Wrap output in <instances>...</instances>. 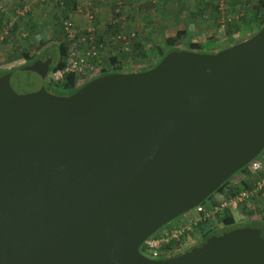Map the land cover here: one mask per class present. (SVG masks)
I'll return each instance as SVG.
<instances>
[{"label":"water","instance_id":"water-1","mask_svg":"<svg viewBox=\"0 0 264 264\" xmlns=\"http://www.w3.org/2000/svg\"><path fill=\"white\" fill-rule=\"evenodd\" d=\"M52 63L0 75V264H264L255 226L141 251L264 150V27L65 95L45 86Z\"/></svg>","mask_w":264,"mask_h":264},{"label":"built area","instance_id":"built-area-1","mask_svg":"<svg viewBox=\"0 0 264 264\" xmlns=\"http://www.w3.org/2000/svg\"><path fill=\"white\" fill-rule=\"evenodd\" d=\"M19 0L0 1V44H24L30 32L19 28L14 33L15 25L21 19L32 16L35 6L56 5V15L60 20L62 39L67 45V56L64 66L49 72L47 79L54 83L63 82L68 75L78 76L77 85H84L100 75L106 68L112 67L108 58L130 52L139 34V28L132 23L133 11L129 0ZM109 3L106 11H102L100 3ZM107 1V2H106ZM221 29L236 23L240 16L231 13L230 0H217ZM139 6L133 10L139 12ZM24 42V43H23ZM261 155V156H260ZM252 160L247 172H240L238 179L233 178L231 184L240 190L227 194L216 193L199 206L193 208L191 215L170 227L167 231H158L144 243L145 250L152 258L170 255L192 247L201 239V224L210 222L214 227L223 224L220 216L227 211L243 213L250 210L262 217L264 215V153ZM227 187L230 193L231 186ZM190 210V211H192ZM189 211V212H190ZM188 212V213H189Z\"/></svg>","mask_w":264,"mask_h":264},{"label":"trees","instance_id":"trees-1","mask_svg":"<svg viewBox=\"0 0 264 264\" xmlns=\"http://www.w3.org/2000/svg\"><path fill=\"white\" fill-rule=\"evenodd\" d=\"M248 1L251 2L253 0H247V2H245L244 0H233V1L231 0L230 4H231V7L234 5L235 2H240L241 4L246 5V3H248ZM253 2H255V3H254L252 10H249L245 16L241 17V21L235 23L234 26L230 28V30L228 31V32H230V34L233 31L242 28L243 24H245L246 22H248V24H256L257 25L256 31H259L260 29H262L264 27V1L263 0H254ZM70 3L75 4V0L70 1ZM211 4H212V8L214 9V10L213 9L212 10L214 11V13L216 15L215 18L218 20L219 10H218L217 0L213 1V3H211ZM231 10L232 9H230V11ZM0 25H1V17H0ZM30 25H31V26H29L30 27V29H29L30 36H28V38L25 40L27 45H24V44L16 45V44H14L13 48L11 49L12 53L9 55V57L13 56V55L15 56L16 51L21 50V54L26 60L25 65L43 57L44 55L52 54L48 51L47 48H44L41 50L40 47H44V45H45V41H43V40L39 41V44L37 45V48H39L38 50L37 49H34V50L30 49V47H35L34 43L31 40L33 38L32 32L37 30L36 29L37 24H35V22H34V23H31ZM19 28H20V25H19V23H17L15 25V29L13 32L16 33V31ZM232 28H234V29H232ZM184 32H185V30H183V31L179 30L175 36L168 38V40L166 42V46H159L158 48L147 47L145 45L146 42H144V39L142 38V35L139 32L138 38L133 45L132 51L124 52L121 54H116V55L109 57L108 63L111 64L112 67L104 69L102 72V75L107 74V73H111V72H141V71L145 70L146 68L150 69V68L154 67L155 65H157L162 60V58L167 53H169L172 50L179 49L176 47V45L179 43L178 42L179 38H181L183 36ZM61 35H62V32H61V34H59L57 36V38H59V39L57 40L58 43L56 42V45H55L56 54H52L53 55V64L51 65L50 72L55 70V69L63 67L64 66V60L67 56V45H66V43L64 41L59 42L62 39ZM190 47L194 51H197V52H200V51H202L201 49H203V45L199 42H192ZM226 47H229V45L224 46V48H226ZM224 48H222V49H224ZM138 59H141L140 61H142V62L138 63L137 62ZM134 62H137V63H134ZM143 63H145L146 68L141 67V65ZM23 66H24V64H23ZM20 67H22V65L15 66V67L12 66L11 68L5 69L6 71L1 73L0 75L4 74L6 72L12 71V70H16ZM77 82H78V76L76 74H70L61 83H54V82L50 81L49 79H47L45 82V86H46L47 90L49 92H52V93H60L57 91V87H59V86H62L63 88H68V89H70V93H73V92L77 91L80 87L83 86V85L78 86ZM247 171H248V167H245L240 172H247ZM230 180L225 182L219 188L218 193L219 192H225L227 194H232V193H235V192L240 190V187L232 185ZM229 185H232L230 193L227 192V187ZM219 218H220L221 222L227 226L234 225L236 223V217L233 213H231V211H227L226 214H224L223 216H220ZM244 226H255V227H259V228L264 230V215L258 220H254V221H250L248 223H242V224L237 225V227H244ZM200 228H201V232H202V236H201L202 240L221 231L217 227H214L213 224L210 222L201 224ZM141 250L143 252L146 251L144 245H142Z\"/></svg>","mask_w":264,"mask_h":264},{"label":"rangeland","instance_id":"rangeland-1","mask_svg":"<svg viewBox=\"0 0 264 264\" xmlns=\"http://www.w3.org/2000/svg\"><path fill=\"white\" fill-rule=\"evenodd\" d=\"M0 1L6 2L7 0H0ZM19 1L25 2L28 0H19ZM154 1H155V3H157V1H159V0H154ZM210 1H212V3H213V1H215V0H210ZM244 1L247 2V0H244ZM129 3H130V5H132L130 0H129ZM254 3L255 2H253V1H251L250 3H246V5L241 4L240 2L234 3V5L231 7V9H232L231 13L234 15L238 14L240 16V19L237 20L236 23L241 21V17H243L242 16L243 14L245 16L249 10H252ZM230 6H231V4H230ZM133 8L134 7H132V9H130V10H132L133 13L135 15H137L136 10H133ZM55 9H56V5L55 6L54 5H50V6L39 5L38 7L35 6L36 11L32 14V16L21 19L19 21L20 28L29 32V29H30L29 26H31L30 25L31 22L28 20H30V18H33V16H34L33 19L39 18L38 20H40V19L42 20L41 26L38 27V30H35L32 32L33 38L31 41L34 43L35 47H30V49H32V50L37 49L38 50L39 48H37V45L39 44L40 40H43V41H45V45H44V47H40L41 50L44 48H47L50 53L56 54L55 45H56L57 40L59 39V38H57V36L59 35L61 25L59 24L60 20L54 21L53 15H55L57 12V10H55ZM140 9H141V7L139 8V11H140ZM212 9L213 8L211 7L209 12L207 13L208 17H211L212 15L216 16L214 11H213L214 9L213 10ZM157 14L159 15L160 12H158ZM135 15H134V17H135ZM132 23H133V21H132ZM234 24L235 23H231L230 25L227 24L225 27L226 31H225V29L220 28V24L218 23V20L216 18L212 19L211 22L203 24L205 30H204V33L202 35V40H200V42H199L203 45V49H201L202 51H200V52H215L220 48L221 49L224 48L225 45L231 46V45H233V44H235V43H237V42H239V41H241V40H243L249 36H252L256 32H258V31H256L257 30L256 24H248V22H246L245 24H243L242 28L233 31L230 34V32H228V31L230 30L231 27L234 26ZM159 25L161 27H166L167 24H166V21L162 20L161 22H159ZM232 29H234V28H232ZM55 30L58 31L57 32L58 35H57ZM54 31H55V33H54ZM171 34H176V33H175V31H171V32L169 31V35H171ZM196 38H198V36ZM150 42H149V44H150ZM160 43L164 44L165 41H160ZM154 44H155V42H154ZM190 45H191L190 42L186 43V41H185V43H184V41H182V42L178 43L176 45V47L179 49L182 48V50H193L190 47ZM10 50H11V47L9 45L4 44V43L0 44V74L5 72L6 71L5 69H7V68H11L12 66L15 67V66H19V65L23 66V64L25 65V63H26L25 58L21 54V50H17L15 53V56L13 55V56L9 57ZM140 60L141 59H138L137 62L141 63L142 61H140ZM137 62H134V63H137ZM141 67H145V63H143L141 65ZM148 69L149 68H146L143 71H146ZM91 80H89V81H91ZM57 91L60 93H66V94L70 93V89L63 88L62 86L57 87ZM263 152H264V150L261 152V154ZM239 176H240V174L237 173L233 176V178L236 177V179H238ZM188 212L180 215L178 218H176L175 220H173L172 222L167 224L165 227H163L159 231H162V232L167 231L170 227L175 226V224H178V222L182 221L187 215H189V214L191 215L194 211L192 210L189 213ZM235 217H236V223L234 225L227 226V225L221 224L220 227H217L218 229L221 230L220 232L229 231V230L236 228L237 225H239V224L250 222V221H248L249 219L247 218L246 212H243L240 214L235 213ZM201 241H202V239L198 240L197 243H195L193 246H195L196 244H198ZM146 254L150 255V252L148 250H146Z\"/></svg>","mask_w":264,"mask_h":264},{"label":"crops","instance_id":"crops-1","mask_svg":"<svg viewBox=\"0 0 264 264\" xmlns=\"http://www.w3.org/2000/svg\"><path fill=\"white\" fill-rule=\"evenodd\" d=\"M130 1L132 3V7H134V5H139V7H141L140 11H137V15L134 14L135 17L133 15L132 21L134 25L140 29L139 32L142 35L144 42H146L145 45L149 48L166 46L168 38L175 36L179 30H185L183 36L179 38V43L182 41H184V43L185 41L186 43L200 42L205 30L203 24L211 22L212 19H215L214 15L211 17L207 16V13L212 7V1L210 0H159L157 3H155L154 0ZM104 2L105 1H102L100 3L102 11H106L109 7V3ZM248 3L250 2L248 1ZM158 12H160L159 15L157 14ZM53 16L54 21H58V16L56 14ZM242 16H244V14ZM33 18L28 21L31 23L35 22V24H37L36 29L38 30V27L41 26L42 20H38L39 18ZM162 20L166 21V27H161L159 25V22ZM61 30L62 29L60 28L59 34H61ZM169 31H175L176 34L169 35ZM57 32L58 31H56V33ZM197 36L198 38H196ZM160 41H165V43L162 44ZM11 53L12 52L10 50L9 55ZM244 212L247 213V218L249 219L248 221H254L261 218L259 215L253 213V211L247 210Z\"/></svg>","mask_w":264,"mask_h":264},{"label":"flooded vegetation","instance_id":"flooded-vegetation-1","mask_svg":"<svg viewBox=\"0 0 264 264\" xmlns=\"http://www.w3.org/2000/svg\"><path fill=\"white\" fill-rule=\"evenodd\" d=\"M250 37V36H249ZM249 37H247V38H249ZM247 38H245V39H247ZM245 39H243V40H245ZM242 41V40H241ZM240 42V41H239ZM182 49V48H181ZM219 50H222V49H218L217 51H219ZM217 51H215V52H217ZM53 64V63H52ZM55 94H60V95H65L66 93H55ZM70 94V93H69ZM250 164V163H249ZM248 164V165H249ZM248 165L247 166H245V167H248ZM244 167V168H245ZM240 171H242V170H240ZM240 171L238 172V173H240ZM231 179V180H230ZM229 180L230 181H232L233 180V177H231ZM219 191V190H218ZM218 191L217 192H215V193H213L212 195H211V197H213L216 193H218ZM193 247V246H192ZM192 247H190V248H192ZM190 248H188V249H184L183 251H178V252H174V253H172V254H170V255H166V256H160V257H157V258H154V259H166V258H170V257H174V256H177V255H180V254H182V253H184L185 251H187V250H189ZM142 251V250H141ZM143 252V251H142ZM144 254H146V251L145 252H143ZM147 256H149L148 254H146ZM149 257H151V256H149ZM152 258V257H151Z\"/></svg>","mask_w":264,"mask_h":264}]
</instances>
